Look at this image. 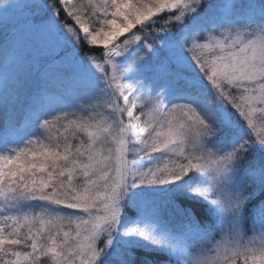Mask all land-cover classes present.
Instances as JSON below:
<instances>
[{
	"label": "snow or ice",
	"instance_id": "snow-or-ice-1",
	"mask_svg": "<svg viewBox=\"0 0 264 264\" xmlns=\"http://www.w3.org/2000/svg\"><path fill=\"white\" fill-rule=\"evenodd\" d=\"M11 11L0 264H264V0H0L5 26ZM55 125L89 142L52 143Z\"/></svg>",
	"mask_w": 264,
	"mask_h": 264
},
{
	"label": "trees",
	"instance_id": "trees-1",
	"mask_svg": "<svg viewBox=\"0 0 264 264\" xmlns=\"http://www.w3.org/2000/svg\"><path fill=\"white\" fill-rule=\"evenodd\" d=\"M86 2H87V0H85V3ZM172 12H174V14H176V15L178 14L177 11H172ZM162 15H164V14H162ZM15 19L16 18H13L12 21L7 22V26H5V23H1L0 22V43H3V41L6 38V36L11 33L13 27H17V28L20 27V23L19 22L21 20V17L19 19H17V20H15ZM164 19H168V16H165ZM161 23H162V21H161ZM173 31H176V30L174 29ZM130 99H131V97H130ZM168 99L172 100L173 97L169 96ZM144 102L146 103V100ZM136 103H137V108L133 109V111L135 113V116L138 117L139 113L141 111V108H140V103L141 102L140 101H136ZM129 108H131V105H129ZM143 111H145V113H147V109L146 108H144ZM22 116L23 115H20V116L18 115V118H22ZM146 121H147V115H145L144 117H141L139 120L135 119V117H134L133 120H132V123H133V125L139 124V126L142 128V127L145 126V122ZM254 123L256 124V131L258 133L261 132V131H264V121H261L260 119L254 118ZM71 132H74V130H72ZM75 132H76V130H75ZM51 136L55 137L56 141H57V139H59V141H61V142L63 141L62 133H61L59 128H53L52 132H51ZM68 137L70 138V140H71V142L73 144H79L81 142H83V143L86 142L84 133L83 134L79 133L78 135H75L74 138H73V136H68ZM155 154L160 155L159 153H155ZM176 159H177V157H165V158H160V161H164V162L170 163V162H172V161H174ZM129 213H130V215H133V216L135 214V213H133V210H131V209L129 210ZM140 251H148V252H150V251H152V249L144 248V249H140ZM157 254L159 255L161 253H157Z\"/></svg>",
	"mask_w": 264,
	"mask_h": 264
},
{
	"label": "rangeland",
	"instance_id": "rangeland-1",
	"mask_svg": "<svg viewBox=\"0 0 264 264\" xmlns=\"http://www.w3.org/2000/svg\"><path fill=\"white\" fill-rule=\"evenodd\" d=\"M172 11H177L178 14H179V10L178 9H175V10H172ZM177 14V15H178ZM162 15V14H161ZM21 17V13L19 11H11L9 12L8 14V19H7V22H10L12 21L13 18H16L15 20L19 19ZM0 22L1 23H5L3 19H0ZM18 22V21H17ZM3 68H0V71H2ZM147 109V108H146ZM13 115L14 117L18 118V115H23L22 117H24V108L22 105H18L16 106L14 112H13ZM77 115H82L80 113H78ZM73 119H75V117H73ZM174 122H180V117H179V114H177L175 117H174ZM64 123H67V122H64ZM53 128H59L61 133H62V138H64L65 135L67 136H73V133L74 132H71L72 130H74L73 128L69 127V128H65V127H62L60 125H55ZM90 131H94L95 129H89ZM75 131V130H74ZM79 133H84L85 135V140L86 142L84 143L85 145L89 142L88 140V136H87V133L85 132H80V131H76L75 132V135H78ZM52 143H55L56 142V139L55 137H52ZM77 139V138H76ZM78 140V139H77ZM45 143H48L47 141H45ZM63 146V141L61 142V147ZM139 146V145H138ZM114 147V146H113ZM156 156L159 157V155L157 154H154ZM148 164H151L153 163V161H148L147 162ZM157 163L163 167L165 164H168L167 162H164V161H160V159L157 160ZM171 163V162H170ZM166 189L164 187H144L142 190H141V195L143 197L144 200L146 201H149V202H154V203H160L163 201V199L165 198L166 196ZM131 210H133V213H135V209L134 208H130ZM249 237H252V236H256L257 239L259 237V233H249L248 234Z\"/></svg>",
	"mask_w": 264,
	"mask_h": 264
}]
</instances>
